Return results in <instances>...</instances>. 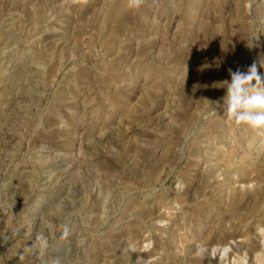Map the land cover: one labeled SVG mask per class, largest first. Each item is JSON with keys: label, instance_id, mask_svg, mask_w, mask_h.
Returning <instances> with one entry per match:
<instances>
[{"label": "rangeland", "instance_id": "rangeland-1", "mask_svg": "<svg viewBox=\"0 0 264 264\" xmlns=\"http://www.w3.org/2000/svg\"><path fill=\"white\" fill-rule=\"evenodd\" d=\"M262 56L264 0H0V264H231L264 135L224 82Z\"/></svg>", "mask_w": 264, "mask_h": 264}, {"label": "clouds", "instance_id": "clouds-1", "mask_svg": "<svg viewBox=\"0 0 264 264\" xmlns=\"http://www.w3.org/2000/svg\"><path fill=\"white\" fill-rule=\"evenodd\" d=\"M144 2L129 0L130 6L136 9L141 8ZM260 69H264V56L254 61L247 71L229 69L231 79L224 82L227 92L223 107L230 121L264 135V73ZM129 250L135 251L131 245ZM196 255H200V245H197Z\"/></svg>", "mask_w": 264, "mask_h": 264}, {"label": "bare ground", "instance_id": "bare-ground-1", "mask_svg": "<svg viewBox=\"0 0 264 264\" xmlns=\"http://www.w3.org/2000/svg\"><path fill=\"white\" fill-rule=\"evenodd\" d=\"M243 183H247V182H243ZM252 185L253 184H251V186ZM244 186L247 187L246 184H244ZM177 188H179V187H177ZM253 200L255 202L264 200V195L262 194V190L256 189L253 192ZM260 211L262 212V214H261L260 220L259 219L257 220L258 225L256 228H254L252 231H250V233H247L246 235H243V236L234 235L232 238H230L229 243L225 246H221V244H220V246L215 245V247H213V249L211 250V253L220 259H224L227 256L228 257L230 256L231 260H232L231 264H264V207ZM160 221H163V220H160ZM164 224H165V222H164ZM159 227L162 230L163 224H159ZM143 241H145V239H143ZM203 246H205V245H203ZM203 250H205V249H203V248L200 249V252L202 251V253H204ZM202 253H200V254H202Z\"/></svg>", "mask_w": 264, "mask_h": 264}]
</instances>
